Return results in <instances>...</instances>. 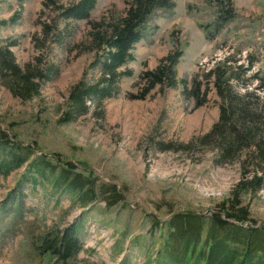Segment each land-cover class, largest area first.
<instances>
[{
  "label": "rangeland",
  "instance_id": "rangeland-1",
  "mask_svg": "<svg viewBox=\"0 0 264 264\" xmlns=\"http://www.w3.org/2000/svg\"><path fill=\"white\" fill-rule=\"evenodd\" d=\"M54 1L67 7L77 0ZM172 1L171 11L158 10L147 21L135 60L125 66L132 75L121 78L116 96L104 101L102 110L90 106L86 115L62 123L70 87L99 75L94 62L100 52L88 41L89 23L119 16L124 0H97L89 22L57 18L53 29L61 41L42 38L43 24L51 25L58 15L44 6L47 0H0V45L15 41L11 51L19 66L57 69L27 101L0 84V130L32 147L33 158L43 154L55 165L57 156L60 163L75 164L76 172L95 177L96 189L111 183L123 196L108 207V194H98L81 208L76 194L54 189L57 173L53 177L49 170L41 174L23 165L0 174V264H61L36 248L45 234L72 224L81 251L67 264H155L173 214L209 216L230 197L240 163L218 165L212 149L181 148L206 134L218 118L220 100L212 81L200 106L184 99L180 86H157L143 99L128 94L142 88L135 86L142 71L179 50L178 81L190 82L198 73L203 83L205 73L218 67L237 77L230 82L234 91L252 90L264 101L254 78L264 77V0ZM242 201L250 218L264 225V190L245 194Z\"/></svg>",
  "mask_w": 264,
  "mask_h": 264
},
{
  "label": "trees",
  "instance_id": "trees-1",
  "mask_svg": "<svg viewBox=\"0 0 264 264\" xmlns=\"http://www.w3.org/2000/svg\"><path fill=\"white\" fill-rule=\"evenodd\" d=\"M96 2L77 0L64 7L57 1L47 0L44 6H52L58 15L51 25L43 24L42 38L58 36L56 40L61 41L53 29L57 18L65 22H89ZM124 4V11L119 16L102 20V23H89L88 41L100 52L94 62L99 67V75L91 83L78 81L70 87L59 119L62 123L86 115L90 106L102 110L103 102L116 96L121 78L132 75L125 66L135 60L134 48L144 38L147 21L158 10L174 8L172 0H124ZM15 45V41L0 45V84L13 97L27 101L38 94L40 83L57 74V69L52 65L41 68V63L19 66L11 51ZM181 53L179 50L169 52L155 69L142 71L135 85L142 84V88L136 95L128 94V98L143 99L157 86H180L183 98L200 106L212 81L220 100L218 118L206 134L181 148L190 149L195 144L212 149L217 152L216 164L238 161L241 172L230 197L218 204L209 216L184 212L170 217L166 223V239L161 243L155 264H264V225H258L250 218L242 201L243 195L264 190V101L252 90L242 94L234 91L230 82L237 77L218 67L205 73L203 83L198 73L190 82L178 81L174 67ZM254 78L260 84L255 89L264 93V77L255 75ZM0 154L4 156L0 161V174L7 176L23 165L41 174L49 170L53 177L57 173L52 183L54 189L76 194L81 208L90 205L98 194H108L104 199L108 207L123 201L115 185L103 184L96 189L97 179L76 172L75 164L60 163L57 156L55 165H51L43 154L33 158L32 147L11 141L1 130ZM12 198L15 199V195ZM80 251L77 224L45 234L36 248L39 255H49L61 264L75 259Z\"/></svg>",
  "mask_w": 264,
  "mask_h": 264
},
{
  "label": "crops",
  "instance_id": "crops-1",
  "mask_svg": "<svg viewBox=\"0 0 264 264\" xmlns=\"http://www.w3.org/2000/svg\"><path fill=\"white\" fill-rule=\"evenodd\" d=\"M135 56V55H134Z\"/></svg>",
  "mask_w": 264,
  "mask_h": 264
}]
</instances>
